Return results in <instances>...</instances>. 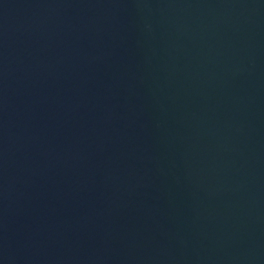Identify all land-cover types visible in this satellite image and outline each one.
Listing matches in <instances>:
<instances>
[{
    "label": "water",
    "instance_id": "95a60500",
    "mask_svg": "<svg viewBox=\"0 0 264 264\" xmlns=\"http://www.w3.org/2000/svg\"><path fill=\"white\" fill-rule=\"evenodd\" d=\"M0 264H264V0H0Z\"/></svg>",
    "mask_w": 264,
    "mask_h": 264
}]
</instances>
